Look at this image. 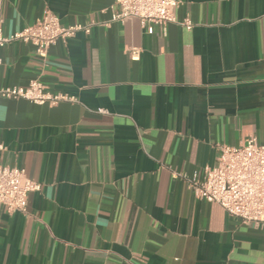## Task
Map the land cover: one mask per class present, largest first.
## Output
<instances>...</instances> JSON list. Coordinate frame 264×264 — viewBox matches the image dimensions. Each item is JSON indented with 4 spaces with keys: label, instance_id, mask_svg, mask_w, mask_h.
Wrapping results in <instances>:
<instances>
[{
    "label": "crops",
    "instance_id": "crops-1",
    "mask_svg": "<svg viewBox=\"0 0 264 264\" xmlns=\"http://www.w3.org/2000/svg\"><path fill=\"white\" fill-rule=\"evenodd\" d=\"M113 4L0 0L6 38L46 12L94 24L45 63L20 41L0 48V88L40 79L76 97L0 101V164L42 186L25 213L0 206V264H264V229L184 180L222 147L264 145V0H179L176 22L151 32L110 23Z\"/></svg>",
    "mask_w": 264,
    "mask_h": 264
},
{
    "label": "built area",
    "instance_id": "built-area-1",
    "mask_svg": "<svg viewBox=\"0 0 264 264\" xmlns=\"http://www.w3.org/2000/svg\"><path fill=\"white\" fill-rule=\"evenodd\" d=\"M178 5L179 0H114L110 23L123 24L135 19L151 32L153 25L175 23ZM93 25L64 26L56 15L46 12L41 20L10 37H3L0 30V48L20 41L32 46L35 55L45 63L49 49L58 41L65 43L78 34L89 35ZM181 25L192 29L189 20ZM131 59L137 60V53L133 52ZM2 99H21L49 107L76 103L74 95L52 92L40 79L31 80L26 86L0 88ZM4 149L0 142V153ZM184 180L197 199L218 205L228 216L244 224L264 229V145L254 137L238 147H222L215 166L205 168L201 180L196 175ZM41 188L40 183L27 177L25 170L0 164V206L8 213H25L28 195L40 192Z\"/></svg>",
    "mask_w": 264,
    "mask_h": 264
}]
</instances>
